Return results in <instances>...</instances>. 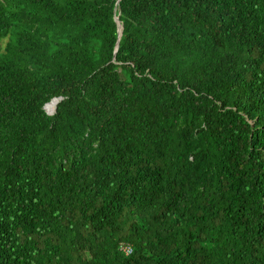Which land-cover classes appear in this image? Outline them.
Instances as JSON below:
<instances>
[{"label": "trees", "instance_id": "16d2710c", "mask_svg": "<svg viewBox=\"0 0 264 264\" xmlns=\"http://www.w3.org/2000/svg\"><path fill=\"white\" fill-rule=\"evenodd\" d=\"M0 264H264V0H0Z\"/></svg>", "mask_w": 264, "mask_h": 264}, {"label": "bare ground", "instance_id": "6f19581e", "mask_svg": "<svg viewBox=\"0 0 264 264\" xmlns=\"http://www.w3.org/2000/svg\"><path fill=\"white\" fill-rule=\"evenodd\" d=\"M59 98H54L50 103L46 105V110L48 113H53L56 110L57 104L59 102Z\"/></svg>", "mask_w": 264, "mask_h": 264}, {"label": "water", "instance_id": "95a60500", "mask_svg": "<svg viewBox=\"0 0 264 264\" xmlns=\"http://www.w3.org/2000/svg\"><path fill=\"white\" fill-rule=\"evenodd\" d=\"M115 12H116V10H115ZM115 20H116V22L118 23V25H119V39L121 38V35H122V33H123V24H122V22L120 21V19H119V17L118 16H116V18H115ZM118 45H119V42H118ZM117 45V46H118ZM60 99H62V97H59V100ZM51 102V101H50ZM49 102V103H50ZM48 104V103H47ZM46 104V105H47ZM46 105H45V107H46Z\"/></svg>", "mask_w": 264, "mask_h": 264}, {"label": "built area", "instance_id": "2783aa9c", "mask_svg": "<svg viewBox=\"0 0 264 264\" xmlns=\"http://www.w3.org/2000/svg\"><path fill=\"white\" fill-rule=\"evenodd\" d=\"M123 249L127 252V254H130L132 249L130 246L123 245Z\"/></svg>", "mask_w": 264, "mask_h": 264}, {"label": "rangeland", "instance_id": "374dc122", "mask_svg": "<svg viewBox=\"0 0 264 264\" xmlns=\"http://www.w3.org/2000/svg\"><path fill=\"white\" fill-rule=\"evenodd\" d=\"M45 110H46V107H45ZM46 112H47V110H46ZM48 113V112H47ZM54 113V112H53ZM53 113H49V114H53Z\"/></svg>", "mask_w": 264, "mask_h": 264}]
</instances>
